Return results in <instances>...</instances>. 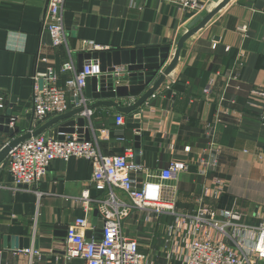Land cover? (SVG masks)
<instances>
[{
	"label": "crops",
	"instance_id": "crops-1",
	"mask_svg": "<svg viewBox=\"0 0 264 264\" xmlns=\"http://www.w3.org/2000/svg\"><path fill=\"white\" fill-rule=\"evenodd\" d=\"M215 1L205 0L203 9L213 7ZM46 10V0H0V95L4 97L0 115L10 109L19 131L33 124L36 72L52 66L57 84L64 86L78 71V54L88 52L85 41L104 49L170 46L172 53L177 35L197 14L164 0H64L66 43L53 46L43 23ZM68 60L74 70L62 72L60 67ZM254 91L264 92V0H230L184 42L175 70L139 109L142 172L137 179L157 183L156 175L170 160L187 161V171L167 182L177 189L175 212L192 214L204 203L217 211L232 209L239 222L258 225L264 220V98ZM71 99L69 95L68 110L75 107ZM91 112L85 126L103 154L133 149L134 130L125 121L115 122L121 113L109 107H94ZM122 115L126 120L128 115ZM44 133L52 135V130ZM7 140L0 133V146ZM209 141L219 149V163L204 176L197 170V159L210 155ZM185 146H190L189 152ZM91 175L85 158L53 159L36 185L43 192L37 200L26 186H13L4 159L0 164V264H84L79 258L63 257L64 233L70 222L85 215L84 235L101 234L103 221L98 212L93 215L94 204L84 208L81 194L88 190L90 197L106 199L108 191L91 186ZM216 179L223 182L219 198L204 196V187L214 186ZM115 191L127 202L122 191ZM148 215L153 223L147 221ZM173 220L168 212L130 209L122 230L137 240L152 264H165L158 249L169 237L165 228ZM6 235L27 237L34 254L4 246Z\"/></svg>",
	"mask_w": 264,
	"mask_h": 264
},
{
	"label": "built area",
	"instance_id": "built-area-1",
	"mask_svg": "<svg viewBox=\"0 0 264 264\" xmlns=\"http://www.w3.org/2000/svg\"><path fill=\"white\" fill-rule=\"evenodd\" d=\"M183 10L198 13L204 7L205 0H164ZM47 10L44 27L48 31L53 46L66 43L63 27L62 8L64 0H46ZM86 51L102 50L104 47L91 41H85ZM45 60V59H43ZM62 72L74 70L71 60L60 67ZM116 72L124 71L123 66L116 67ZM97 60H87L81 71L67 79L64 86L57 84V73L52 66L36 72L32 77V121L43 122L49 116L62 114L69 109V95L79 97L84 103V87L87 77L99 75ZM210 87L206 90L208 93ZM264 98V92H253ZM78 105V103H74ZM4 108V97L0 95V109ZM91 109L83 115H91ZM14 118L10 125L13 126ZM125 119L117 114L115 122L122 125ZM207 135H210L208 133ZM211 136V135H210ZM120 139H123L122 136ZM210 155L198 157V172L206 175L218 166L219 149L213 141L208 143ZM185 152L190 146L184 147ZM71 157L87 159L92 167L90 185L97 190L108 191V198L94 199L88 190L81 194L84 208L89 210L94 204L103 225L99 237L87 238L84 232L88 219L84 215L75 218L67 225L65 241L67 248L63 257L69 260L79 258L84 264H152L148 255L143 253L136 239L124 235L122 221L129 215L130 209H137L156 214L168 212L174 215L173 223L165 228L163 244L158 249L165 264H256L264 261V220L258 225H247L238 221L236 211L232 209H211L204 203L192 214L175 212L176 186L167 184L175 181L180 173L187 171V161L170 160L161 168L156 178L157 183L141 182L137 179L142 168L133 162V149L127 147L122 154H103L96 139H85L77 133L66 134L62 139L41 133L16 144L6 155L5 161L13 186H26L37 200L43 192L37 183L47 174L53 159L68 160ZM214 186L206 185L203 195L219 198L223 182ZM116 189L122 191L127 202L118 197ZM147 221L153 223L148 215ZM25 252L34 254L29 248Z\"/></svg>",
	"mask_w": 264,
	"mask_h": 264
},
{
	"label": "water",
	"instance_id": "water-1",
	"mask_svg": "<svg viewBox=\"0 0 264 264\" xmlns=\"http://www.w3.org/2000/svg\"><path fill=\"white\" fill-rule=\"evenodd\" d=\"M230 0H216L213 7L202 9L187 24V29L177 35L175 47L171 53L170 46L145 47L137 49H102L79 53L77 56L78 71L86 60H97L99 75L87 77L84 87V103H79V97H73L74 108L52 116L47 121H37L26 129L19 131L11 126V110L0 115V133L7 135L8 140L0 146V164L7 153L19 142L52 130L54 138L62 139L66 134L77 133L89 139L88 127L85 126L87 117L85 110L94 107H109L115 111L128 115L125 126L134 130L133 162L140 163V123L139 109L159 90L166 78L175 70L184 42L202 29ZM167 60V64H165ZM123 66L124 71L116 72V67ZM129 99V103L122 100ZM97 214L94 209L93 215ZM67 228V226H66ZM66 236V229H65ZM89 233L85 237H89ZM3 245L10 249L29 248V239L17 235L3 237Z\"/></svg>",
	"mask_w": 264,
	"mask_h": 264
}]
</instances>
